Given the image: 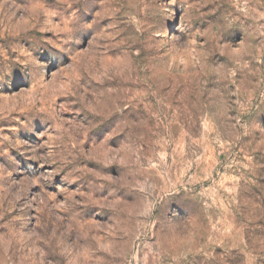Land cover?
Returning a JSON list of instances; mask_svg holds the SVG:
<instances>
[{
	"label": "rangeland",
	"instance_id": "1",
	"mask_svg": "<svg viewBox=\"0 0 264 264\" xmlns=\"http://www.w3.org/2000/svg\"><path fill=\"white\" fill-rule=\"evenodd\" d=\"M0 264H264V0H0Z\"/></svg>",
	"mask_w": 264,
	"mask_h": 264
}]
</instances>
